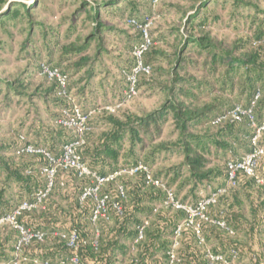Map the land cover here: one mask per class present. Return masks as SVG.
<instances>
[{
    "label": "rangeland",
    "instance_id": "obj_1",
    "mask_svg": "<svg viewBox=\"0 0 264 264\" xmlns=\"http://www.w3.org/2000/svg\"><path fill=\"white\" fill-rule=\"evenodd\" d=\"M111 1L113 0H0V158L3 161L8 159V164H11V159H14V163H18L12 150L20 137L32 145L46 148L51 134L60 130L57 123L60 118H56L60 110L47 100L50 98L47 92L51 90V81L38 69L42 62L57 66L59 72L65 73L68 99L89 116L88 120L93 118L94 109L100 111L106 108L113 110V114L120 119L125 116L142 118L158 111L172 98V62L177 58L186 19L197 10L203 0H159L155 5L152 0H132L136 3V14L148 23L151 48L158 50L164 58L151 65L148 75L138 79L135 95L128 99L125 97L127 83L122 69H132L134 66L130 48L134 40L139 38V32L128 23L129 9L125 5H109L105 9L98 7ZM237 2V5L232 0H214L210 3L207 7L208 27L205 29L217 51L232 53L230 57L234 58L249 48V42L258 35L264 19V0ZM90 8H98L97 14L89 11ZM202 13L201 16H205V11ZM3 14L11 17L3 18ZM97 24H102L107 29L96 33ZM185 57L195 67L190 66L185 72H179L180 76L209 83L216 91L204 97L193 86L177 84L174 89L179 86L191 95L175 97L176 105L202 107L211 104L215 98L234 104L238 91L229 96L219 89L221 82L217 76L223 68L219 69L217 76L209 73L208 67L202 68L205 54L199 55L191 45L187 47ZM245 103L243 96L239 104ZM261 118L264 120V112ZM176 125L172 113L168 111L156 125L151 124L145 134L138 136L139 141L132 140L130 134L125 135L118 168L123 169L125 159L129 165L140 161L174 191L178 200L195 204L212 188L225 185L226 162L248 153L250 137L244 133L247 130L244 126H237L235 129L239 143L224 135L222 129L214 128L208 123L190 127V135L212 136L206 143V169L218 173L198 183L190 177L185 164L182 135ZM93 128L98 133L105 126L98 123ZM248 129L252 130L250 127ZM66 134L73 137L70 131L66 130ZM60 146L61 143L59 148ZM129 150L133 154L125 158ZM3 161L0 162V214L10 211L21 201L30 199L37 188L44 186V178L39 176L23 185L16 184L2 165ZM22 175L24 176V172ZM256 189L255 194H261L259 201L264 202V194L257 193L259 191ZM226 192L228 197L233 194L231 189ZM239 200L245 219L252 221L248 202L242 195ZM51 201L67 211V203L61 197H51ZM41 212L42 210H36L35 213L39 215ZM261 214L264 216V212ZM90 227L95 230L92 224ZM43 231L47 233L48 240L42 245L52 246L51 240L59 239L54 234L67 230L47 228ZM260 237L264 238V226L260 228ZM236 239L245 241L242 233L236 235ZM15 240L16 234L11 228L0 226L2 254L12 256ZM125 243L129 246L130 241ZM61 259L64 260L65 257L56 256L49 260L52 264H58ZM126 261L120 262L117 259L115 264H127ZM248 263L244 256L234 262ZM0 264H5V261L0 260Z\"/></svg>",
    "mask_w": 264,
    "mask_h": 264
},
{
    "label": "trees",
    "instance_id": "obj_2",
    "mask_svg": "<svg viewBox=\"0 0 264 264\" xmlns=\"http://www.w3.org/2000/svg\"><path fill=\"white\" fill-rule=\"evenodd\" d=\"M213 1L214 0H203L199 3L197 10L186 19L182 42L177 49V58L172 62V68L170 70L173 74L170 89L172 98L167 100L161 109L142 118L125 116L123 119L116 117L113 113L106 110L99 111L94 109L93 118L88 120L90 131L86 133L84 145L79 150L82 162L85 163L90 170L99 175H107L118 171L124 136L130 134L132 140L136 139L139 141L138 136L141 133L145 134L151 124L156 125L157 121L170 111L182 135L185 164L190 177L198 183H201L210 179L211 175L212 177L218 175L217 172H215V174L206 169L208 164L204 156L205 153H208V146H206V143L212 139V136L190 135L188 134L190 127L208 123L214 128L222 129L221 131L224 135L232 137L233 141L239 143V139L235 134L237 126H244V128H247L244 133L249 135L248 137H250L252 133V130L248 129L249 126L246 121L240 124L225 123L221 125H213L212 122L215 118L233 109L235 106L248 107L254 101L257 93L259 96L255 101L254 118L256 123L262 121L261 117L264 112V19L261 21V28L258 35L249 42V48L243 50L236 58L230 57L232 53L225 54L224 52H218L215 45H213V41L208 37V34L205 33L209 19L207 7ZM232 2L236 5L238 3L237 0H232ZM109 5L112 7H121V5H125V7L129 9L128 23L134 21L140 26L146 23V20L141 19L136 14V3L132 0H113L111 2L102 3L98 7L105 9ZM89 11H93L97 14L98 8H90ZM203 11H205V16H201ZM1 17L8 18L11 16L3 14ZM96 26V33L100 30L107 29L102 24H97ZM134 28L137 29L136 27ZM137 30L139 32V38L134 40L130 48L131 52H133L134 48L141 41V32L139 29ZM102 33H104V31ZM138 39H140V41ZM190 45L197 49L199 55L205 54V59L201 67H208L209 73H213V75L217 76L219 69L223 68L217 76V79H219L218 81L221 82V87L219 89L220 91L227 92L229 96H232L235 91H238L233 105L223 101L221 98H215L212 100L211 104L202 107L176 105L175 97L179 95H191L184 92V89L179 88V86L174 89V86L177 84L193 86V88L197 89L204 97H208L216 91L209 83L206 84L192 78L187 79L180 76L179 72H185L190 66L195 67L194 63L185 57L187 47ZM162 58L164 57L161 53L150 46L142 56V63L144 66L149 67L151 71V65L162 61ZM191 63L193 65H191ZM44 64L51 70L58 71L57 66H49V63L45 62ZM38 69L40 71V67ZM130 71L131 67H124L122 69V74L126 77L129 75ZM59 73L62 76L65 75L64 72ZM142 76L146 75H140L138 79ZM59 92V84L56 80H52L51 90L47 92L50 98H47V100H49L56 109L60 110L56 118L62 117V110H70L73 106L71 99H68V90L66 92V97L59 96ZM243 96H245L246 103L240 105L239 103ZM98 123L103 124L105 129L97 133L94 131L93 127ZM59 128L60 130L56 131L55 134H51L49 146L46 148L32 145L26 141L25 138L24 141L18 139L12 150L18 163L15 164L14 159H11V164H8V159L3 161L0 158V162L3 161L2 165L16 184L23 185L24 182L28 183L30 179H35V175L26 176L25 172L31 169L34 170L35 168H33V165L37 167L45 165V160L39 155L16 156L15 151L19 147L30 144L36 148H45L54 157L59 156V154L57 155L59 144L61 143L62 146L73 140V137H69V135L66 134L64 128L60 126ZM215 141L216 140H214V142ZM259 145L264 147V134ZM61 146L59 148V153ZM132 154V151L129 150L125 158ZM238 159L239 158H233L229 161H236ZM136 163L137 161L129 165L125 159L122 168H130ZM23 172L25 177L22 175ZM256 180H262L264 182V158L257 166L256 179L247 178L242 174H238L236 186L231 188L233 194L230 197H228L229 195L226 196L227 194L222 196L219 199L218 205L210 210L211 216L222 219L233 233L232 235H228L224 230L218 227L204 224L202 232L212 252L219 254L226 253L230 249H235L238 252V260H241L244 256L248 259V264H264V238L260 237V228L264 226V216L261 214L264 212V202L259 201L261 194H259V196L255 194L256 188V190L259 191L257 193L264 194V187L259 185ZM116 184L123 186L126 196L125 199L122 200L118 197ZM87 185H89V181L85 178L79 179L74 171L58 170L53 191L44 202V210H42L39 215L35 213L36 211L24 213L19 218V222L32 229L44 230L48 228L49 230L59 231L76 229L80 236L87 241L94 239L95 232L98 231V249L94 250L88 245L80 252L84 264H115L117 259H119L120 262L127 260V264H166L165 253L171 243V230L175 222L181 219L183 215L163 208H159L154 212L155 207L161 205L163 202V194L152 187L146 186L141 175L132 177L123 175L116 178V182L109 183L103 192L108 193L112 200L121 207L122 215L119 216L113 209L109 208L110 222L106 223L99 221L94 226L95 230H93L92 227H90L91 223L89 220L94 205L93 202L87 200L83 205H79L78 203L79 195ZM241 195L249 204L250 213L253 217L250 222L244 217L241 201L239 200ZM54 196L61 197L66 201L67 211H64L51 201V197ZM8 212L1 213L0 216ZM220 212H222L221 216L219 214ZM144 220H147L149 223L144 231V239L135 246L134 252H132L130 245L135 236L136 227ZM239 233L243 234L244 242H240L236 239V235ZM46 240H48V237L45 241ZM125 241H130L129 246L126 245ZM51 243L53 244L52 246H43V243H32L30 246L23 249L22 255L28 260L32 259L31 257L34 256H47V260H51L56 256L60 258L65 257V259L69 257L70 252L60 239H52ZM2 250L3 249L0 248V260H4L5 263H7L13 258V248L12 256L10 257L6 254H2ZM177 255L179 259L177 264H205L202 249L197 246L195 238L190 231L184 232ZM20 264L31 263L27 261L21 262Z\"/></svg>",
    "mask_w": 264,
    "mask_h": 264
},
{
    "label": "built area",
    "instance_id": "obj_3",
    "mask_svg": "<svg viewBox=\"0 0 264 264\" xmlns=\"http://www.w3.org/2000/svg\"><path fill=\"white\" fill-rule=\"evenodd\" d=\"M159 0H152L153 5ZM130 25L136 27L141 32V41L134 48L132 55L134 58V66L129 75L125 77L127 90L125 97L131 98L135 95V88L138 77L140 75H148L150 68L142 63L144 52L152 45L151 38L148 36V23L143 26L136 24L134 21L129 22ZM40 72L49 80H56L60 87L59 96H67L66 78L57 70H51L44 63L40 64ZM259 94L257 93L254 101L248 107L235 106L233 109L224 112L212 122L213 125H221L225 123L240 124L243 121L248 123L252 129L249 139L250 151L244 154L236 161L226 162V180L224 186L212 188L206 196L201 197L195 204L183 203L177 199L174 191L166 186V184L156 178L151 169L142 162H137L130 168H123L107 175H99L90 170L85 163L82 162L79 153L80 148L84 145V137L90 131L88 127L89 116L84 114L79 107L73 105L70 110H62V117L58 120V124L73 135V140L61 146L59 156H52L45 148L33 147L26 144L19 147L15 151L16 156L20 155H39L45 160V165L37 167L35 170H27L26 176H34L44 178V186L37 189L30 199L21 201L10 212L0 216V226L11 228L16 234V240L13 246V258L5 264H20L21 262H30L31 264H52L47 259L32 258L30 260L23 257V249L32 243H43L47 238V233L41 229H32L19 222V218L24 213L36 210H44V202L50 196L55 185V177L58 170L74 171L79 179L85 178L89 181V185L85 186L79 195L78 203L83 205L84 202L90 200L93 202V209L90 216V223L95 226L99 221L110 222L109 208L113 209L119 216L122 215L121 207L112 200L111 196L103 192L109 183L116 182V178L120 176L141 175L146 186L152 187L163 194V202L156 206L154 212L159 208L170 210L171 212L181 213L183 217L178 219L172 230L170 237V245L165 253L166 264H177L179 262L177 252L180 248V241L185 231H190L197 246L202 249L205 264H234L238 259V252L230 249L226 253H214L207 245L204 238L202 227L209 224L224 230L228 235H232V231L225 222L220 218L211 216L210 210L218 205L219 199L224 196L228 189L236 186L238 174H242L247 178L256 179V169L259 162L264 158V147L259 142L264 134V120L256 123L254 118L255 101ZM110 113H114L110 108H106ZM24 141L23 137L19 138ZM259 185L264 187L262 180H256ZM116 192L120 199H125L124 188L116 184ZM220 216L222 212L219 213ZM148 221L144 220L136 227V233L131 242V251L134 252L135 246L144 239V231L148 226ZM95 238L91 241L83 239L76 229L65 232H56L57 236L69 250L70 255L64 260H60L58 264H84L81 259L80 252L88 245L92 249H98V231ZM264 251V249H263Z\"/></svg>",
    "mask_w": 264,
    "mask_h": 264
}]
</instances>
